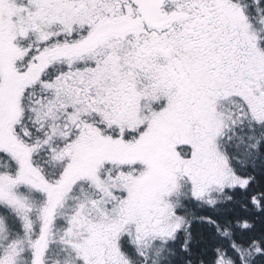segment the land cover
Returning a JSON list of instances; mask_svg holds the SVG:
<instances>
[{"label":"snow or ice","instance_id":"1","mask_svg":"<svg viewBox=\"0 0 264 264\" xmlns=\"http://www.w3.org/2000/svg\"><path fill=\"white\" fill-rule=\"evenodd\" d=\"M0 264H264V0H0Z\"/></svg>","mask_w":264,"mask_h":264}]
</instances>
